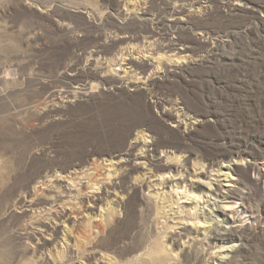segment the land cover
Wrapping results in <instances>:
<instances>
[{"label": "rangeland", "instance_id": "obj_1", "mask_svg": "<svg viewBox=\"0 0 264 264\" xmlns=\"http://www.w3.org/2000/svg\"><path fill=\"white\" fill-rule=\"evenodd\" d=\"M142 136L212 188L139 187ZM53 261L264 264V0H0V264Z\"/></svg>", "mask_w": 264, "mask_h": 264}, {"label": "bare ground", "instance_id": "obj_2", "mask_svg": "<svg viewBox=\"0 0 264 264\" xmlns=\"http://www.w3.org/2000/svg\"><path fill=\"white\" fill-rule=\"evenodd\" d=\"M6 73V72H5ZM4 73V74H5ZM7 75H9V72L6 73ZM12 75V74H10ZM143 137V136H142ZM144 138V141H142ZM143 138H136L135 139V142L134 144L130 147V150H128L125 154V157L123 158L124 161L126 162H130L133 160V162L135 161V164L134 166H131L130 167V170L133 172V171H139V169L143 170V174L142 176H138L136 177L134 180H135V183L143 188L145 185H146V182L149 181V184H148V189L151 190H156L158 191L159 188L163 187L165 188V186L167 185H171L172 183H175L176 181H183V183L185 184L184 188H185V194H188V196L192 193L190 191L187 190V186L188 183L190 182V186L195 188V182L194 181H204V180H208L209 182H207L208 186L210 188H212V185L213 183L211 182V178L210 176L207 175L206 172H204V168L203 169H200V171L198 169H195L193 172H189V171H184V170H181L180 167H176L174 165H171V164H164V165H161V166H158L157 168H151V170L149 171L148 168L149 166L153 165L154 163L153 162H150L148 163L147 161V156H145L144 154H139V155H133V150L135 149H142L144 150V148H147V147H151V146H156V145H148V142H146V137H143ZM144 155V156H143ZM96 163V162H95ZM111 164L110 167L114 168V163L111 162L109 163ZM127 164V163H126ZM129 164V163H128ZM214 167V166H213ZM212 167V168H213ZM208 168V167H207ZM211 168V167H210ZM102 169H105L103 168V165L101 163H97L95 164L94 166V170L95 172L94 173H91V174H88V177L86 178L87 179V182H85L84 186H85V189L84 191L87 189H94L96 187H98L97 191L99 193V191H101L102 189L106 190L107 194L110 192V190L112 189V192H115L116 191V184H109V183H106L107 182V179L110 177H112L111 173L105 175L103 172H102ZM129 169V168H128ZM148 170V171H147ZM127 173V172H126ZM168 175H170L171 177H167ZM127 176V175H126ZM130 176V175H129ZM226 177V181L230 180L229 183L234 180L231 176V173H228L226 175H224ZM132 179V178H131ZM110 180V179H109ZM128 180V179H127ZM110 182V181H109ZM126 183V182H125ZM197 183V182H196ZM109 184V185H108ZM121 184V183H120ZM178 186H173V192L179 194V183L177 182ZM157 187H159L157 189ZM227 187V186H226ZM228 187H232V185H229ZM218 189H216L217 191L221 190V187L218 186L217 187ZM92 189V190H93ZM114 190V191H113ZM228 190V189H226ZM87 192V191H86ZM160 192V191H159ZM157 192V193H153V191H150L149 194H148V201L149 203L150 202H155V207L157 209V215L158 217L162 215H166V213L168 211H166L167 208L169 207H173L175 205H178V202L177 203H174V202H167V203H170V206L169 207H164L165 204H160V200H161V194ZM230 192V191H228ZM95 193V192H94ZM112 195V194H111ZM106 196V194H105ZM93 199L90 197L88 198V204H84L83 203V213L84 212H90L91 210H93L98 204H100L103 200H104V195H94L92 196ZM201 200L202 198L199 196V195H195V199L194 200ZM199 201H197V206L200 204ZM196 206V208H197ZM182 208V207H181ZM74 210V209H73ZM183 212V211H182ZM65 213V212H64ZM109 215V214H108ZM111 216V215H110ZM79 217V214L77 215L76 212L70 210V213L69 212H66L65 215H64V218H68L70 220L72 219H76ZM103 217V216H102ZM155 217V216H154ZM160 218V217H159ZM163 218V217H162ZM106 219V218H105ZM109 220V218H107ZM161 219V218H160ZM170 219V218H169ZM104 220V219H103ZM90 224H92V221L89 223V227H92ZM176 226V225H175ZM94 228V227H93ZM170 228V227H169ZM172 228V227H171ZM173 229V228H172ZM92 230V229H91ZM96 230H97V233L98 232H101L102 231V227L101 225L98 223L96 225ZM92 232V231H91ZM103 233V232H102ZM90 234V233H89ZM99 235V234H98ZM85 236V235H84ZM90 237V235H89ZM88 239V238H87ZM86 239V241H87ZM91 240V239H90ZM92 241V240H91ZM155 250V249H154ZM157 251V250H156ZM159 252V251H158ZM153 253H157V252H152ZM153 256V255H152ZM156 256V254H155ZM159 257V256H158ZM154 258V257H153ZM162 258V257H161ZM159 258V259H161ZM102 260V259H101ZM104 260V259H103ZM156 260V259H155ZM158 260V259H157ZM162 261H163V258H162ZM161 261V262H162ZM54 264H56L55 261H53ZM160 262V260H159Z\"/></svg>", "mask_w": 264, "mask_h": 264}]
</instances>
